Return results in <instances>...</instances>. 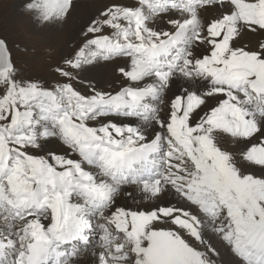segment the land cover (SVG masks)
Instances as JSON below:
<instances>
[{"label":"snow or ice","instance_id":"1","mask_svg":"<svg viewBox=\"0 0 264 264\" xmlns=\"http://www.w3.org/2000/svg\"><path fill=\"white\" fill-rule=\"evenodd\" d=\"M80 38L50 83L0 38V264H264V0H109Z\"/></svg>","mask_w":264,"mask_h":264},{"label":"rangeland","instance_id":"2","mask_svg":"<svg viewBox=\"0 0 264 264\" xmlns=\"http://www.w3.org/2000/svg\"><path fill=\"white\" fill-rule=\"evenodd\" d=\"M23 4L24 0H0V38L8 42L9 48L13 53V58L22 74L26 75L28 78H38L50 83L58 78L55 73L52 72V69L59 64L65 56L69 55L70 52L80 46V34L77 39L71 37L66 40L65 36H57V34H55L57 32L56 28H52L54 29L52 30L49 27H44L45 31L52 34H50L48 38L42 40L35 32H32L31 28L40 30V28L43 27H37V25L32 22V19L24 12ZM62 42H66L65 44H67L69 51L71 50L69 54H64L60 50ZM82 77L85 83L88 80H96L98 86L103 88H107L108 85L113 82V76L104 78V75L101 73H94L92 75L90 72H85L82 74ZM93 77L95 79H93ZM76 86L78 88L84 87L83 84H77Z\"/></svg>","mask_w":264,"mask_h":264},{"label":"bare ground","instance_id":"3","mask_svg":"<svg viewBox=\"0 0 264 264\" xmlns=\"http://www.w3.org/2000/svg\"><path fill=\"white\" fill-rule=\"evenodd\" d=\"M22 1V0H21ZM82 2V3H81ZM109 2V0H86V1H82V0H77L74 1V8L70 14V16L68 17L67 21L58 27H55L57 32L55 34H57V36L63 35L66 37V40L69 38H73V39H77L79 34L81 33V30L84 28V26L89 22L90 19H92L93 17H95L97 15V13L99 12L100 9L103 8V6L105 4H107ZM17 3V2H16ZM12 13V12H11ZM20 17V16H19ZM30 19V18H29ZM30 21V20H29ZM33 22V21H32ZM30 25V24H29ZM28 26V25H27ZM31 26V25H30ZM38 27V26H37ZM30 28V27H29ZM28 29V28H27ZM48 29V28H47ZM52 29V28H51ZM50 29V30H51ZM32 32H35L36 35H38L39 37H41V39L43 40L44 38H48V36L52 33L47 32L44 30L43 28H40V30L31 28ZM54 30V29H52ZM31 32V33H32ZM52 38V37H51ZM57 38V37H56ZM53 39V38H52ZM64 39V38H63ZM72 40V39H71ZM48 41V40H47ZM73 41V40H72ZM53 42V41H52ZM81 42V41H80ZM66 43V42H65ZM64 42H62V45L60 47V50L62 51V53L64 54H69V48L67 46V44H65ZM50 44V43H49ZM52 45V44H51ZM70 45V44H69ZM73 52V51H72ZM72 52H70L69 55L70 56L72 54ZM94 73H101L104 75V78H107L108 76H112L110 71H105V70H100L97 72H90V74H94ZM86 75V74H85ZM99 75V74H98ZM113 78V77H112ZM93 79H95L93 77ZM99 80V79H98ZM96 81V80H95ZM100 81V80H99ZM104 81V80H103ZM101 84V83H100ZM229 258L227 256H225V260L227 261Z\"/></svg>","mask_w":264,"mask_h":264}]
</instances>
